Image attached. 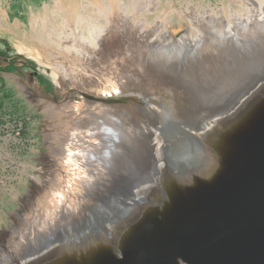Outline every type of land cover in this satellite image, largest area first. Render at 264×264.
I'll return each instance as SVG.
<instances>
[{
    "label": "bare ground",
    "instance_id": "1",
    "mask_svg": "<svg viewBox=\"0 0 264 264\" xmlns=\"http://www.w3.org/2000/svg\"><path fill=\"white\" fill-rule=\"evenodd\" d=\"M260 2L258 1L256 13L252 16L239 12L240 14L225 19L218 13L210 14L209 12L206 17H200V19L198 17L199 20L205 19L203 24L206 26L204 35L202 32L191 29L190 32L179 36H176L175 32H171L172 30H163L167 41H170L169 44L173 41L182 44L178 53L173 51L172 47L167 48L169 50H161V47L165 49V44H167L162 42L163 40L158 41V46L155 45L152 49L150 43L141 39L144 38L141 35V37L138 35L140 38L136 35L135 37L132 35L121 37L120 34L117 35L118 31L114 27L108 29L106 27L108 24L103 25V23L98 24V22L96 25L94 23L93 27L90 26L92 30L88 29L91 33L84 37L87 46L74 50V53L85 61L82 63L84 64L83 68L78 74L73 70L63 73L56 61V63L50 61L51 59L43 51L44 49L41 50L32 45H15L17 52L26 54L45 67V70L53 78L58 94L59 90L64 88L71 90L68 92L70 93L68 98L71 97L68 101L65 103H63L65 100L55 101L54 104L53 100L51 107H53L55 114L60 116L62 115L61 111L65 110L66 112L69 108L71 111L68 110L67 113L73 114L76 118L69 128L71 131L74 130L73 137L77 139L79 137L77 133H79L80 138L87 140L79 143L72 135H68L70 138L67 140L63 138L66 147L71 142L69 147L72 148H67L69 150L66 152L67 155L62 156L63 165L60 166L62 173L59 172L56 177L55 185L46 189V184L42 188L46 191H44V197L41 201L40 198L37 200L30 198L28 201H23L21 208L26 211L25 214L17 211L9 227L0 231V237L5 235L4 240L0 243V264H54L57 253L53 251L51 245L56 234L58 232L67 234L66 231L69 229L70 223L75 217L83 215L91 200L105 197L111 191H120V188L115 189L119 185L124 184L128 187L126 178L128 159L130 160L136 151L135 149L139 147V140L149 134L148 123L155 119L163 127L165 117L169 119L172 116L173 113L170 114V112L174 105L179 104V102L182 104V101L188 96L197 95L204 98L217 96L228 103L224 110L237 114V116L254 118L264 113V0H260ZM92 5L94 4L92 3ZM127 7L124 8L127 9ZM103 8L105 7L103 6ZM92 10V14L99 13L98 7ZM120 11L122 12V9ZM102 13L104 14V12ZM162 13L165 14V12ZM234 13L235 11L232 14ZM126 14L128 15V13ZM110 15L109 17L106 16L107 19L110 18ZM251 17L256 18V23L251 21ZM107 21L110 23L109 19ZM114 21L116 20L114 19ZM220 24L225 25V29L229 33H234L239 28L243 43L234 40L229 33H227L229 35L223 36ZM31 29L33 31L29 30V33L41 39L34 28ZM66 35H63L62 39L69 36ZM81 37L83 38V34ZM202 37L206 39L205 42L201 41ZM78 38L76 37V40ZM64 40L60 39L59 41L63 42ZM70 41L67 40V43ZM187 41L194 44L191 51L184 49ZM83 43L85 42L83 41ZM57 51L64 54L61 56L57 53L55 57L59 55L62 60L71 62L69 55L72 53L68 54L66 50H62V47ZM50 53H53V50ZM59 62L62 63V61ZM91 65H94L100 72L97 69L95 70L96 74L95 72L93 74L88 72L90 78L86 79L87 68ZM24 76V86L31 91L32 95L34 93V96L37 95L46 101L48 96L44 93L42 86L28 72H25ZM94 77L96 79L91 80ZM74 88H79L77 91H83H80L82 96L73 95L72 89ZM60 104L66 108L60 109ZM202 119L200 126H198L199 124L195 126L196 130L192 132H194L193 135H197L194 137L197 141L196 144L200 143L199 149L210 150L212 149L211 145H215L214 142L217 141L223 131L210 125L214 123L213 120L207 117ZM82 126L89 127V129L86 131L83 129L84 132H79ZM156 127L158 128L157 125ZM66 167L68 171L69 169L70 171L74 170L71 173L68 188L62 186V183L64 182V185L68 180V174L63 178L64 181L61 180L62 176H60L67 172ZM170 254L174 263L189 264L184 254L182 256L177 251L171 250Z\"/></svg>",
    "mask_w": 264,
    "mask_h": 264
},
{
    "label": "water",
    "instance_id": "2",
    "mask_svg": "<svg viewBox=\"0 0 264 264\" xmlns=\"http://www.w3.org/2000/svg\"><path fill=\"white\" fill-rule=\"evenodd\" d=\"M221 28L243 43L239 28ZM165 45L178 53L182 44ZM227 106L191 95L163 127L151 120L128 159V187L91 200L56 234L54 264H176L170 250L189 264H264V113L251 119ZM204 117L223 131L210 150L193 135Z\"/></svg>",
    "mask_w": 264,
    "mask_h": 264
},
{
    "label": "rangeland",
    "instance_id": "3",
    "mask_svg": "<svg viewBox=\"0 0 264 264\" xmlns=\"http://www.w3.org/2000/svg\"><path fill=\"white\" fill-rule=\"evenodd\" d=\"M240 1L242 4L240 3ZM240 1L239 0H222V1L221 0H138V1L137 0H104L103 2V0L102 1L100 0L99 1L98 0H54V1L53 0H0V53H2L3 55L6 54L16 59L17 62L19 63L18 66L6 72L7 75H10V77L12 78L11 84L9 85V87H7V89L9 90L8 91L9 95L19 96L23 98L24 99L23 102L25 106L23 111V114L25 115V119L22 118L21 115H18V113L16 112L17 110L15 109L16 107L14 106L13 103H11V106L9 107L10 108L9 118H7L4 122L2 121L3 119H0V231L4 228L9 227L17 211H21L20 212L21 214H25L26 211L21 208L23 201H28L30 198H34L36 200L37 198H40L41 201V199L44 197V191H46V189L49 188L51 185H55L56 177L58 176L59 172L60 174L62 173L60 166L63 164L61 162V159L65 155H67L66 152L69 151L67 148H72L69 147V144H71V142L67 144L66 147V144L63 142V138L67 140L68 138H70L68 137V135H72L73 137L74 130L71 131V129L69 128H71V124L76 120L73 114L67 113L69 108L66 110V112L65 110L63 112L61 111L62 113L61 116H63L61 118L60 115L55 114V112L53 111V107H51L53 106L51 105L53 100H54L53 103L55 101L65 100L63 103L68 101L71 98V97L68 98L70 94L68 92H70L71 90H67L66 88H64L62 90H59L60 92L58 91L59 92L58 94L56 90L57 88L53 82V78L45 70V67L40 65L36 60L27 56L26 54L17 52L15 49L16 44L32 45L33 47L40 48L41 50L44 49L43 51L46 53L48 58L51 59L50 61L54 63L57 62V64L60 65V70L63 73L64 72L67 73L69 70H73L77 72L76 74H78L81 72L80 70L83 68L82 66L84 65L82 63H85V61H83V59H80L74 53V50H77L78 48L81 49V47L87 46L85 41L86 38L84 37L85 36L87 37L89 33H91L88 29L92 30L91 27H93L94 23L96 25L100 23L101 24L103 23V25L108 24L106 26L108 29L109 27L110 28L114 27L118 31L117 35L120 34L119 36L121 37L124 36L128 37V35L129 36L132 35L135 37L136 35V37L140 38L141 36H143L144 38L141 39H143L144 41L157 43L158 41L163 40L162 42L169 44L168 42L170 41H167L165 32H162L163 30H168V31L172 30L171 32H175L176 36L190 32L191 30L202 32L204 35V28H206V26L203 24L205 19L199 20L200 17H206V15L209 14V12L210 14L218 13L220 16L225 17V19H230L234 15L240 14L241 12L248 16H252V14L256 13L255 11H256V7L258 6V1L260 2V0H240ZM90 2L91 4H89ZM92 3L94 5H92ZM103 6L105 8H103ZM96 7H98L99 9L98 10L99 13L92 14L93 11L92 9H95ZM108 7L110 10L108 9ZM124 7H127V9H125ZM170 7L171 8L174 7V8L171 9ZM104 9H106L108 12ZM120 9H122V12L124 13H122ZM124 10L126 11V13H128V15L125 13ZM132 11L135 13H133ZM141 11L142 14H140ZM234 11L235 13L232 14ZM45 12H47L48 15ZM102 12H104V14ZM162 12H165V14ZM109 14H111L110 18H108L109 21L112 19L110 21L111 24L108 23L107 21L108 20L107 17H109ZM103 15L105 16L104 17L105 19L103 18ZM9 16L11 19L9 18ZM137 16L139 19L137 18ZM114 19L116 21H114ZM147 21L150 22L147 23ZM198 23H200V25H197ZM115 24L118 28L115 26ZM188 24L189 25L191 24L190 27ZM222 25L223 24H220V26ZM68 26H70L71 28L70 27L67 28ZM83 26L85 27L83 28ZM31 28H34L35 32L39 36H41V39H39L38 37H34L33 34L29 33V30L33 31ZM135 29L138 31V33L137 31H134ZM158 29L160 30L158 31ZM78 31L80 32L78 33ZM73 33L76 34L74 35ZM81 33L83 34L84 39L81 37L82 35ZM151 34L154 35L152 36ZM63 35L64 36L69 35V36L67 38L62 39ZM138 35L141 36L139 37ZM76 37L79 38L76 40ZM60 39L61 40L65 39L63 41L64 43L62 41H59ZM67 40L68 41L71 40V41L67 43ZM83 41L85 43H83ZM176 42L177 41H173L172 43H176ZM61 47L62 50H66L68 54L71 53L73 54V55L72 54L69 55L71 57V62L62 60L61 58H59V55L58 57H55L57 53L61 54V56L62 54H64L63 52L57 51L61 49ZM70 48L71 49L73 48V50H71ZM52 50L53 53H50L52 52ZM58 61H62V63L59 62L60 63L59 64ZM87 69L88 71L86 72L85 78L89 79L90 75H88V72H91L93 74L97 68L94 65H91ZM97 71L100 72V70L98 69ZM24 72H28L30 75H32L36 79L37 83L42 86L44 93L48 96V99L46 101L42 100L37 95L34 96V93L32 95L31 91L24 86V80H25ZM95 79L96 78L94 77L91 80H95ZM72 90H73V95L77 94L78 96H80L81 95L80 93L83 92L81 90H80L81 92L77 91L79 90V88H74ZM62 104H60L59 108L65 109L66 107L63 108ZM0 118H1V114H0ZM19 122L21 126H19L18 124ZM83 129L86 131V129L88 130L89 127L82 126V128L79 129L80 131L79 130L78 131L84 132ZM77 135L79 136L77 139L73 137L76 140V142L79 141V143H83L87 140L86 138L85 139L80 138L79 133H77ZM81 137H83V135H81ZM69 171L67 169V172H65V174L60 175L62 176L61 180L64 181L63 178H65V175L68 174L69 177L67 178L68 180H66V183L64 185H63L64 182L62 183V186L65 188H68V185H70L69 182L71 179V173L74 172V170L70 172ZM46 184H47L46 189L43 190L42 188ZM32 195L33 197H31ZM4 238L5 235H2V237H0V243L4 240Z\"/></svg>",
    "mask_w": 264,
    "mask_h": 264
},
{
    "label": "crops",
    "instance_id": "4",
    "mask_svg": "<svg viewBox=\"0 0 264 264\" xmlns=\"http://www.w3.org/2000/svg\"><path fill=\"white\" fill-rule=\"evenodd\" d=\"M18 65H19V63L17 62L16 59H14V58L6 55V54L3 55L2 53H0V96H1V94L3 95L4 93L9 95V92H8L9 90L7 89V87H9V85L11 84L12 78L10 77V75H7L6 72L9 70H12L14 67H16ZM24 75H25V72H24ZM17 97H19V96H17ZM19 98H21V97H19ZM21 99H23V98H21Z\"/></svg>",
    "mask_w": 264,
    "mask_h": 264
},
{
    "label": "built area",
    "instance_id": "5",
    "mask_svg": "<svg viewBox=\"0 0 264 264\" xmlns=\"http://www.w3.org/2000/svg\"><path fill=\"white\" fill-rule=\"evenodd\" d=\"M24 100L17 97V96H11V95H8V94H1L0 96V114H1V118L0 119H3L2 121L4 122L7 118H9V111H10V106H11V103L14 104V106L16 107L15 109L17 110L16 112L18 113V115H21L22 118L25 119V115L23 114V111H24ZM19 126L20 125V122L18 123Z\"/></svg>",
    "mask_w": 264,
    "mask_h": 264
}]
</instances>
